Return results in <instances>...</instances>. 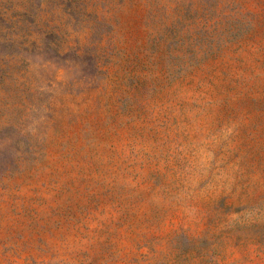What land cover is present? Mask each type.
Segmentation results:
<instances>
[{
    "label": "rangeland",
    "instance_id": "1",
    "mask_svg": "<svg viewBox=\"0 0 264 264\" xmlns=\"http://www.w3.org/2000/svg\"><path fill=\"white\" fill-rule=\"evenodd\" d=\"M0 264H264V0H0Z\"/></svg>",
    "mask_w": 264,
    "mask_h": 264
}]
</instances>
